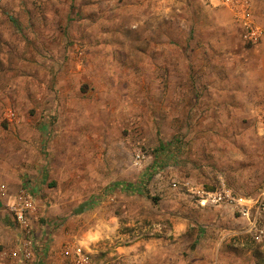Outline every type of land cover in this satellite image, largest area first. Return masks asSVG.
<instances>
[{
	"label": "rangeland",
	"instance_id": "rangeland-1",
	"mask_svg": "<svg viewBox=\"0 0 264 264\" xmlns=\"http://www.w3.org/2000/svg\"><path fill=\"white\" fill-rule=\"evenodd\" d=\"M245 1L256 44L204 0H0V134L33 118L44 166L20 188L35 200L29 227L1 217L19 264H71L66 247L93 264H264L249 221L206 200L224 187L264 203V105L253 123L215 121L245 112L235 90L252 97L264 66V0ZM257 137L259 186L235 187L210 163L231 146L251 159Z\"/></svg>",
	"mask_w": 264,
	"mask_h": 264
},
{
	"label": "crops",
	"instance_id": "crops-1",
	"mask_svg": "<svg viewBox=\"0 0 264 264\" xmlns=\"http://www.w3.org/2000/svg\"><path fill=\"white\" fill-rule=\"evenodd\" d=\"M258 55L260 57V60L262 61L263 59L261 56H264V54L259 53ZM260 65L263 66L264 63H260ZM258 73L260 75V79L258 81V86L254 90V92L251 91L250 93L252 94V97H249L250 96L249 94L245 95V93L249 92V89L235 90V93H237L236 96L234 97L235 101H239L240 104H242V106L240 107L244 108L245 112H242L239 109L240 107H238L237 102L232 101V105H233L232 109H236V112L237 113L240 112V113L231 117L222 116L219 117V119L217 120L214 119L216 123L235 122L242 124L244 122L243 115H247L251 123L259 119V117L256 118L251 115V112H253V110L251 111V109L254 108L258 109L264 105V66L258 70ZM230 98H231L230 100L233 99L232 96H230ZM252 98L254 99V104H251ZM238 110L240 111L238 112ZM24 120L23 119L21 120L17 117L8 120L9 123L11 124L14 123L12 124L13 130L17 131L18 136L14 135L12 137H9L8 134L7 135L5 133L0 134V187H4L9 195L18 194L19 192H21L20 188L22 189L25 186H28L27 183H29V185H35V186H38L41 183L40 174L43 173V170L41 169H43L44 166L41 165V160L35 158V155L33 153L31 154L32 151H30L31 149L35 148L36 145L39 144V135L36 133V129L33 126L35 124L33 118L24 119ZM214 120H212V122H215ZM25 129H27L28 132H26ZM235 134H238V132H235ZM224 135L227 136V138L233 140L232 138L233 134L224 133ZM241 135L242 138H239L238 142L243 146L244 144L243 140L245 138V135L243 134ZM6 136L9 138H6ZM260 139H261L260 137H257L255 139L256 145L252 147L251 159L244 160L243 158L249 155L248 154L245 155L243 153L242 148L237 149L235 146H231L227 149L219 150L220 151L219 158L211 161L210 163L211 166L214 167L217 165L219 171L222 172L224 176L227 178V179L225 178L226 181H231V179L237 180L238 184L237 185L235 184L236 185L235 187H241L247 189L251 188V190L252 188H257L259 186L258 183L260 182L259 161L261 160V156L259 153H260V146L262 145L260 143ZM24 141L31 142L30 145L27 144L28 148L25 146ZM244 163H250V164L252 163L253 166H247L248 168L250 167L251 170H244V168H242L244 170V172H242L243 170L239 171L240 168H238L232 173L233 165H237V164L240 165ZM240 166L244 167L243 165ZM1 217L4 218L8 223H10L9 216L0 214V221H2ZM14 236H15V232H14ZM0 244L3 245L2 248L0 247L1 248L0 264H19L20 260L18 256V249L13 244V234L6 231V229L3 228V224H1V222H0Z\"/></svg>",
	"mask_w": 264,
	"mask_h": 264
},
{
	"label": "built area",
	"instance_id": "built-area-1",
	"mask_svg": "<svg viewBox=\"0 0 264 264\" xmlns=\"http://www.w3.org/2000/svg\"><path fill=\"white\" fill-rule=\"evenodd\" d=\"M214 6H225L230 8L238 19L243 21L246 27L245 40L252 44L258 43L261 39L263 30L253 26L250 20L249 3L245 0H204ZM143 157L139 154L138 160ZM176 186V184H175ZM208 199L215 204H226L234 207L240 216L251 225V234L257 243H264V228L258 227L259 218L264 212V203L262 200H257L253 203L250 199L244 196H238L231 192V190L222 189L208 193ZM0 214L12 217L14 223L20 228L26 229L30 225L32 213L35 210V200L31 194L26 190H22L18 194L9 195L4 187H0ZM206 202V201H205ZM256 209L255 215L253 210ZM25 260H30L33 257L32 250L25 245L22 251ZM64 257L70 261L71 264H93L88 254L84 253L77 247H66L63 251Z\"/></svg>",
	"mask_w": 264,
	"mask_h": 264
}]
</instances>
